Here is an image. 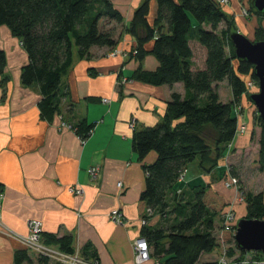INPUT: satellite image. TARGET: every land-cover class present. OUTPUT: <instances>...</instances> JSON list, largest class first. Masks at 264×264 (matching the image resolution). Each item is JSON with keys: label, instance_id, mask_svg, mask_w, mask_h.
Returning <instances> with one entry per match:
<instances>
[{"label": "trees", "instance_id": "trees-1", "mask_svg": "<svg viewBox=\"0 0 264 264\" xmlns=\"http://www.w3.org/2000/svg\"><path fill=\"white\" fill-rule=\"evenodd\" d=\"M150 1L142 0L125 22L111 0H0V27H7L24 50L27 61L21 67V84L38 87L40 115L47 120L60 112L61 100L68 96L61 78L72 64L73 47L79 59H90L92 48L113 50L121 34L135 41L127 53L130 59L141 63L151 55L158 63L152 71L138 66L129 79L170 88L182 84L184 94H170L161 122L132 134L131 146L138 160L155 154L151 164H143L146 178L139 205L151 212L144 215L146 221L158 216L160 224L143 226L141 237L147 243L149 258H156L159 264H217L200 263V258L218 247L215 221L226 211L225 199L210 184L186 192H177L175 185L193 162L206 174L223 162L237 135L238 121L233 112L245 95L244 79H257L253 67L236 58L229 41L236 31L234 21L226 17L216 0H155L157 10L152 24L148 20ZM249 12L264 18L255 9ZM109 23L123 26L118 38L105 29ZM255 31V41L264 42V28L259 25ZM151 41L152 48L147 51L145 45ZM191 41L206 50L202 69H193ZM5 64V54L0 49L1 86L7 80ZM222 81L231 89L230 102L219 99L216 88ZM256 124L260 131L257 164L264 170V124L258 115ZM73 128L85 141L93 125L82 120ZM228 175L237 180L233 171ZM238 190L245 203L246 218H263V192L243 195L240 187ZM221 233L223 240L233 243L226 253L228 258L237 256L233 263L247 255H252L250 260H263L261 253L239 251L232 230ZM41 240L65 253H74L71 236L41 234ZM94 256L85 253L82 258L97 261ZM38 262L48 264V259L39 256ZM14 264L32 262L26 251H19Z\"/></svg>", "mask_w": 264, "mask_h": 264}, {"label": "crops", "instance_id": "crops-1", "mask_svg": "<svg viewBox=\"0 0 264 264\" xmlns=\"http://www.w3.org/2000/svg\"><path fill=\"white\" fill-rule=\"evenodd\" d=\"M111 1L128 22L142 0ZM237 3L230 0L224 11L233 15L239 28L243 26V31L238 32L252 37L256 20L245 25ZM156 10V2L151 0L150 24ZM0 28L5 38L0 40V49L5 54L7 78L3 86L0 84V264H14L15 253L19 251H26L32 264H39V254L22 242L29 234V221L40 222L42 234L71 236L73 251L81 257L94 253L98 264H135L133 243L141 237V221L146 215L139 205L146 178L143 164H151L155 154L138 160L131 146L132 134L161 122L170 94H184L182 84L170 88L129 79L138 66L152 71L158 63L151 55L145 56L141 63L122 56L121 53H128L135 46V41L121 34L111 51L92 48L90 59L73 55L70 68L61 78L68 96L62 98L60 112L47 120L40 115L38 87L21 84V67L27 61L24 50L7 29ZM190 46L193 69H202L206 50L195 41ZM151 48L152 41L145 45L147 51ZM113 51L119 54L111 56ZM222 83L227 89L225 98L220 93ZM222 83L216 88L219 99L230 102L231 89L227 82ZM241 99L239 105L243 108L246 98ZM245 109L246 119L238 121L245 127L244 133L236 135L227 152L246 148L258 133L253 120L255 110L251 106ZM82 120L93 125L83 142L73 128ZM92 167L98 169L94 178L88 174ZM222 169L217 166L206 174L193 162L175 188L177 192H186L210 184L225 199L226 208L233 210L239 219L246 215L245 204L235 189L225 188L224 180L219 181ZM114 209L122 214L123 224L109 219ZM159 224L158 216L147 221V226ZM86 247L90 248L85 250ZM218 256L216 248L202 255L200 263L215 262ZM47 259L48 264H58ZM142 264H159V260L150 257Z\"/></svg>", "mask_w": 264, "mask_h": 264}, {"label": "rangeland", "instance_id": "rangeland-1", "mask_svg": "<svg viewBox=\"0 0 264 264\" xmlns=\"http://www.w3.org/2000/svg\"><path fill=\"white\" fill-rule=\"evenodd\" d=\"M237 6L239 8V15L241 16V18H243V20L245 21V25L249 24V22L256 20V23L252 26V30L254 31V35L252 32V37H248V39L252 42L255 41V30L257 28V26L259 27L262 26L264 28V18L259 17L258 15H256L254 12L250 13L249 11L252 10L251 8V0H236ZM217 4L221 6L222 11H224L227 7H229L230 5V0H228V3H222L220 0H216ZM141 4V3H140ZM139 4V5H140ZM224 14L226 15V17H228L229 19L232 17L233 25L235 30L238 32L240 29L242 30V27H238L237 22L234 20L233 15L231 14H227L224 11ZM261 19V20H260ZM256 26V27H255ZM4 27L5 29L8 30L7 27L5 26H1ZM107 30H110L113 32V36L114 38L118 37V35L120 33H122L123 30V26L121 24H114V23H109V25H106ZM9 31V30H8ZM243 31V30H242ZM241 31V32H242ZM246 35V34H244ZM0 40L1 41H5V38L3 37V33L2 30L0 28ZM114 52V51H113ZM73 55L76 57L77 53H76V48L73 47ZM245 81V95L244 98L245 102H244V107L242 108L240 105L239 107L237 106L235 108V111L233 112V116L237 119V121H244V119H246V115H244V112L246 111V107L247 106H251V108H253L255 110V113L253 115V120H255V127L258 129V133L255 134L254 138H251L249 140V144L247 145L246 148L244 149H239L237 151H232L230 152V150L227 152L226 154L228 156H226L228 159H226V157L224 158L223 162L220 163L219 168L222 167V176L219 179V181H223L224 183L227 181V179L229 180L230 178H233L229 175V177H227L228 172L233 171L236 175H237V187H240V190L242 192V194L244 195L245 193H248L249 191L252 193H260L263 192L264 194V170H260L259 168V164H257V159H258V150H259V144H258V137L260 134L259 131V127L256 124V118L258 115L257 110L254 108V106L249 102V100H247V96L249 94L252 93H256L259 90V87L257 85V81H253L250 76L245 77L244 79ZM226 86L224 85V83H222V85L220 86V93L222 98H225L227 95V89L225 88ZM239 122H238V127H239ZM223 183V185H224ZM238 187V188H239ZM263 190V191H262ZM238 193L241 194L238 190ZM245 204V203H244ZM229 208V207H228ZM226 212L228 211V209H225ZM225 212V211H224ZM224 212L221 214L223 217ZM225 212V213H226ZM235 213V212H234ZM240 218H246L245 216H242ZM239 218V219H240ZM235 214H234V219H233V226L236 229V225L238 223L239 220ZM221 222L222 219L220 218V220L218 221V219L215 221V232H214V236L216 239L217 244V248H219V256L218 259L219 260L222 257V254L226 255V262H232L237 256L235 257H227V251L230 247H233V243H231L230 241H226V239L223 240V236H221ZM248 254V252L246 253ZM250 257H252V255H247L244 259L249 260L250 261ZM264 258V257H263ZM217 260L215 262H217Z\"/></svg>", "mask_w": 264, "mask_h": 264}, {"label": "water", "instance_id": "water-1", "mask_svg": "<svg viewBox=\"0 0 264 264\" xmlns=\"http://www.w3.org/2000/svg\"><path fill=\"white\" fill-rule=\"evenodd\" d=\"M251 7L257 14L264 15V0H251ZM236 58L253 67L259 90L247 96L264 124V42L250 41L244 34L235 31L229 37ZM239 251L256 252L264 255V216L260 220L240 218L233 235Z\"/></svg>", "mask_w": 264, "mask_h": 264}, {"label": "built area", "instance_id": "built-area-1", "mask_svg": "<svg viewBox=\"0 0 264 264\" xmlns=\"http://www.w3.org/2000/svg\"><path fill=\"white\" fill-rule=\"evenodd\" d=\"M222 3L227 4L228 0H220ZM116 54H119V52H112L110 55L115 56ZM122 56L127 57V53H121ZM133 122H131L130 127H132ZM245 127L243 125H240L237 129V134H242L244 133ZM82 142L84 140H81ZM97 168L92 167L88 170V174L90 175L91 178H94L96 173H97ZM185 175V171L180 175L179 180H183ZM118 187H121V183L117 184ZM225 188H233L238 192V187H237V180L235 178H230L229 180L224 183ZM72 191V189H70ZM240 198L241 195L239 194ZM2 199V194L0 193V201ZM243 201V199L241 198ZM226 212V211H225ZM223 214V217L221 215V230L224 231H231L233 232V235L235 234V229H232L233 226V219H234V212L230 208H228V211ZM150 210H145L146 215H150ZM109 219L113 221L116 224H123V216L120 213L119 210L114 209L109 213ZM141 224L143 226L147 225L146 219H143L141 221ZM28 229H29V234L26 238L22 239L23 245L29 249L33 250L36 253L39 254L41 257L45 258H50L54 259L57 263L59 264H98V261H93V260H85L82 257H80L76 252L74 253H65L58 248H53L51 246H48L44 244L41 240V234H42V229H41V224L38 221H29L28 222ZM222 236V235H221ZM134 263L135 264H142L145 261L148 260L149 258V249L147 246V243L144 238L139 237L137 238L134 243ZM217 264H235L233 261L231 262H226V255L222 254V257L217 260ZM39 264H44V263H39ZM237 264H264V258L263 260H246V259H241L240 262Z\"/></svg>", "mask_w": 264, "mask_h": 264}]
</instances>
